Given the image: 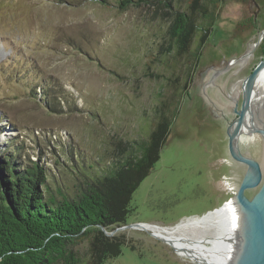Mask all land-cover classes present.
<instances>
[{
    "label": "rangeland",
    "instance_id": "obj_1",
    "mask_svg": "<svg viewBox=\"0 0 264 264\" xmlns=\"http://www.w3.org/2000/svg\"><path fill=\"white\" fill-rule=\"evenodd\" d=\"M119 1L0 0V156L15 150L19 168L37 161L63 190L77 191L75 177L83 182L102 175L119 143L148 139L167 87L156 75H180L182 85L187 77L160 159L132 196L134 211L125 225L106 230L121 243V254L103 264H202L153 230L128 225L175 226L222 201L216 172L224 155L222 124L199 115L196 102L188 108L190 91L199 61L242 54L246 39L257 41L264 29V15L254 20L250 0H218L216 6L198 0L212 14L203 18L198 7L190 10L192 0H171V9L152 0L125 12ZM256 1L264 10V0ZM176 10L202 21L191 45L199 60L182 57L174 70L168 47ZM261 49L264 39L254 64ZM43 94L61 111L44 107ZM213 231L200 242L210 245ZM89 245L86 239L70 244L85 260L78 264L89 259Z\"/></svg>",
    "mask_w": 264,
    "mask_h": 264
},
{
    "label": "trees",
    "instance_id": "obj_2",
    "mask_svg": "<svg viewBox=\"0 0 264 264\" xmlns=\"http://www.w3.org/2000/svg\"><path fill=\"white\" fill-rule=\"evenodd\" d=\"M170 1L156 0L171 9ZM198 2H190L191 11L196 10ZM210 2L216 6L218 0ZM151 3L152 0H120L118 5L125 12ZM206 6L198 7L202 18L212 16ZM194 16L186 10L173 12L168 49L173 45L174 70L182 57H194L196 63L199 60V52L193 54L191 45L202 20L197 22ZM187 70L188 66L185 75ZM156 76L165 78L167 87L160 93L161 106L148 139L119 143L122 148L115 159L110 158L102 175L83 182L75 177L77 191L69 192L67 186L63 190L37 161L19 168L15 150L8 156H0V264H78L85 260L75 255L70 244L84 239L90 243L86 264H103L121 254V243L108 236L106 230L125 225L134 211L132 196L159 161L183 99L179 94L187 90V77L182 85L180 75ZM30 93L33 94L31 90ZM42 96L49 111H61L62 108L46 100L45 94Z\"/></svg>",
    "mask_w": 264,
    "mask_h": 264
},
{
    "label": "water",
    "instance_id": "obj_3",
    "mask_svg": "<svg viewBox=\"0 0 264 264\" xmlns=\"http://www.w3.org/2000/svg\"><path fill=\"white\" fill-rule=\"evenodd\" d=\"M256 0H250L249 12L257 15ZM264 29L257 41L246 39V50L228 60H200L198 74L190 91L199 115L215 119L224 131V155L216 165L222 201L211 212L234 206L236 227L223 224L222 251L207 264H264V51L254 64ZM247 60L242 61L243 59ZM252 61L253 68L245 69ZM240 77L237 79V77ZM242 76V77H241ZM186 95V99H189ZM225 210V209H224ZM228 211V209L226 208ZM203 214L202 216H205ZM234 223V222H233ZM145 223L129 224L142 227Z\"/></svg>",
    "mask_w": 264,
    "mask_h": 264
},
{
    "label": "bare ground",
    "instance_id": "obj_4",
    "mask_svg": "<svg viewBox=\"0 0 264 264\" xmlns=\"http://www.w3.org/2000/svg\"><path fill=\"white\" fill-rule=\"evenodd\" d=\"M262 80H264V72L260 77V81ZM236 220L237 214L234 206L230 204L229 207L225 206L222 211L211 212L205 214V216L192 217L175 226L143 224L142 227L162 235L172 242L179 251L198 258L197 260H200L202 264H207L212 255L222 251L223 246L218 243L219 240H224V236L227 235L222 233L224 231L223 224L227 225V221H230L232 227H236ZM213 229L215 237L212 236V243L210 245L202 244L199 239L207 237L209 231Z\"/></svg>",
    "mask_w": 264,
    "mask_h": 264
},
{
    "label": "flooded vegetation",
    "instance_id": "obj_5",
    "mask_svg": "<svg viewBox=\"0 0 264 264\" xmlns=\"http://www.w3.org/2000/svg\"><path fill=\"white\" fill-rule=\"evenodd\" d=\"M258 3V2H257ZM261 10V6L259 5V7L257 8V11H258V13H260V15L259 16H257L258 15V13H257V15H255L254 14V20L255 19H257V20H259L260 21V17H262V15H264V10H262V11H260ZM259 17V18H258ZM264 51V50H263Z\"/></svg>",
    "mask_w": 264,
    "mask_h": 264
}]
</instances>
